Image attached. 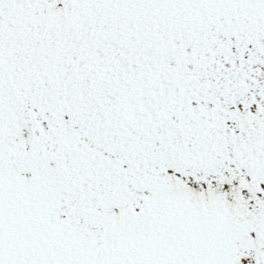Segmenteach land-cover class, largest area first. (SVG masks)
<instances>
[{"label": "snow or ice", "instance_id": "snow-or-ice-1", "mask_svg": "<svg viewBox=\"0 0 264 264\" xmlns=\"http://www.w3.org/2000/svg\"><path fill=\"white\" fill-rule=\"evenodd\" d=\"M0 264H264V0H0Z\"/></svg>", "mask_w": 264, "mask_h": 264}]
</instances>
